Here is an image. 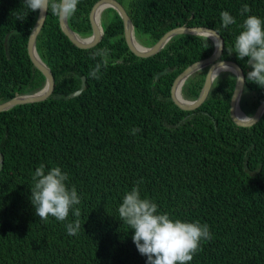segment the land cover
<instances>
[{"label":"trees","instance_id":"obj_1","mask_svg":"<svg viewBox=\"0 0 264 264\" xmlns=\"http://www.w3.org/2000/svg\"><path fill=\"white\" fill-rule=\"evenodd\" d=\"M98 0H79L68 18L82 37L92 34L90 13ZM145 46L180 25L207 26L225 40L221 59L236 61L246 83L241 108L253 115L264 88L247 80L248 66L234 53V40L247 15L264 17V0H119ZM248 4L251 11L241 16ZM228 10L237 23L225 28ZM104 35L90 48L76 45L48 12L37 50L55 76L46 100L0 111V264H146L120 220L118 205L126 189L143 179L142 192L161 210L211 227L186 264H264V114L251 126L230 114L237 77L231 71L214 80L196 109L175 103L171 89L192 63L208 58L214 41L203 35H175L158 53L141 57L129 47L124 21L112 7L103 11ZM39 11L23 0H0V102L42 89L46 78L35 66L28 40ZM8 35L7 47L6 36ZM110 50L99 79L90 70ZM208 67L182 86L186 99L198 98ZM77 96L71 94L82 84ZM133 128L142 131L135 135ZM59 165L81 195L79 217L41 220L31 203L33 174L40 164ZM79 220L69 235L66 224Z\"/></svg>","mask_w":264,"mask_h":264},{"label":"clouds","instance_id":"obj_2","mask_svg":"<svg viewBox=\"0 0 264 264\" xmlns=\"http://www.w3.org/2000/svg\"><path fill=\"white\" fill-rule=\"evenodd\" d=\"M23 3L31 12H51L63 21L75 15L79 0H23ZM250 11L249 5L244 4L240 14L244 16ZM221 19L225 28L237 23L236 17L228 10L222 11ZM216 43L218 47H223L221 39H216ZM234 50L240 60L247 58V80L264 88V17L246 16L242 31L235 37ZM109 53L110 50L106 47L91 53L94 59H100L90 70V77L100 78L102 69L109 66ZM244 79V76L238 75L239 81ZM139 131L142 129H132L134 135ZM69 182V173L59 165L49 168L42 163L35 170L30 200L41 220H47L51 216L64 222L70 213L79 217L80 209L77 206L82 197L76 185L69 186ZM142 185L143 179H140L124 191L118 213L123 224L128 225L131 231L134 230L132 240L138 251L146 256V264L191 262L202 241L212 239L210 225L200 220L178 218L161 210L155 198L143 194ZM66 230L69 235H76L80 230L79 220L69 221Z\"/></svg>","mask_w":264,"mask_h":264},{"label":"water","instance_id":"obj_3","mask_svg":"<svg viewBox=\"0 0 264 264\" xmlns=\"http://www.w3.org/2000/svg\"><path fill=\"white\" fill-rule=\"evenodd\" d=\"M98 6H103L102 12L108 7H112L118 11V13L121 15L124 21V34L127 39L128 45L136 55L141 57H148L158 53L163 47H165V45L175 35L178 34H196L211 38L215 43V49L213 51V54L208 58L192 63L177 76L171 89L173 100L177 105H179L181 108L185 110L196 109L200 105H202L203 102L209 96L215 78L224 71H231L237 77L236 86L231 99V107H230V114L233 121L241 126H251L260 120V118L264 114V101L258 106V108L256 109L253 115H248L240 106V100L246 83L245 73L243 68L236 61L221 59V55L223 53L225 46V40L217 30L207 26H188L184 24L168 30L153 45L145 46L141 44L137 39L134 23L123 3H121L119 0H98L94 4L90 13L91 24L93 27V31L91 35L87 37H82L71 28L68 19L63 21L60 20V25L64 33L79 47L82 48L93 47L97 45L103 38L104 26L101 23V15H99V18H96L95 16V11ZM47 14L48 12L38 13L36 23L31 31L28 40V51L30 57L32 58V61L35 64V66L38 67L41 70V72L44 74L46 78L45 85L42 89H40L37 92L19 94L4 102H0V111L11 109L12 107L18 104L46 100L54 92L55 76L50 66L41 58L37 50V39L45 24ZM216 39H221L223 41V47L217 46ZM7 40H8V35L6 36L5 39L6 47H7ZM136 43H138L141 47H143V49L137 47ZM205 67H208V71L200 95L198 96V98L194 100L186 99L182 94V86L184 85L188 77H190L192 74ZM238 75L244 76L245 79L243 81H239ZM85 86H86V76H83L81 87L77 91L73 92L71 96L79 95L83 91ZM177 87L180 88V93L182 98L179 97L176 93ZM237 109L241 110L245 118H241L237 115ZM3 165H4V159H3V155L0 153V171L3 168Z\"/></svg>","mask_w":264,"mask_h":264},{"label":"bare ground","instance_id":"obj_4","mask_svg":"<svg viewBox=\"0 0 264 264\" xmlns=\"http://www.w3.org/2000/svg\"><path fill=\"white\" fill-rule=\"evenodd\" d=\"M102 9H103V6H98L96 8V11H95V16L96 18H99V15H101V12H102ZM137 44V47H139L140 49H143V47H141L138 43ZM177 95L179 97H181V93H180V88L177 87V91H176ZM182 98V97H181ZM237 115L241 118H245V116L242 114L241 110L240 109H237Z\"/></svg>","mask_w":264,"mask_h":264},{"label":"rangeland","instance_id":"obj_5","mask_svg":"<svg viewBox=\"0 0 264 264\" xmlns=\"http://www.w3.org/2000/svg\"><path fill=\"white\" fill-rule=\"evenodd\" d=\"M103 13H104V12H102V14H101V23H102V21L104 20V15H103Z\"/></svg>","mask_w":264,"mask_h":264},{"label":"flooded vegetation","instance_id":"obj_6","mask_svg":"<svg viewBox=\"0 0 264 264\" xmlns=\"http://www.w3.org/2000/svg\"><path fill=\"white\" fill-rule=\"evenodd\" d=\"M127 9V8H126Z\"/></svg>","mask_w":264,"mask_h":264}]
</instances>
